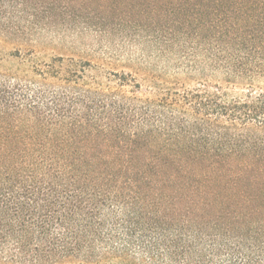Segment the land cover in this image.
<instances>
[{"label":"trees","instance_id":"1","mask_svg":"<svg viewBox=\"0 0 264 264\" xmlns=\"http://www.w3.org/2000/svg\"><path fill=\"white\" fill-rule=\"evenodd\" d=\"M150 2L165 35L119 43L129 72L0 60L10 261L264 264V0Z\"/></svg>","mask_w":264,"mask_h":264},{"label":"rangeland","instance_id":"2","mask_svg":"<svg viewBox=\"0 0 264 264\" xmlns=\"http://www.w3.org/2000/svg\"><path fill=\"white\" fill-rule=\"evenodd\" d=\"M164 14V10H155L150 0H7L6 5H0V60H7L10 54L22 58L33 55L43 64L54 58L72 59L76 63L88 60L102 68L103 76L107 72H129L126 60L118 62L128 54L119 43L123 39L165 35ZM144 46L132 51L136 58L134 65L152 71L158 63L149 58L153 51L151 44ZM143 47L147 49L144 57L150 62L148 67L138 60ZM3 65L19 66L13 61ZM87 71L88 76L95 75ZM260 83L264 91V83ZM187 86L194 88L195 83ZM247 93L244 88L228 91L230 99ZM16 261H10L0 250V264H31Z\"/></svg>","mask_w":264,"mask_h":264}]
</instances>
